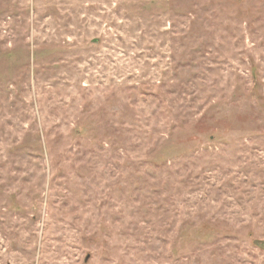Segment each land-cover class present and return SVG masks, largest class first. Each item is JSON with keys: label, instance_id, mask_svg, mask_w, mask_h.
Segmentation results:
<instances>
[{"label": "rangeland", "instance_id": "1", "mask_svg": "<svg viewBox=\"0 0 264 264\" xmlns=\"http://www.w3.org/2000/svg\"><path fill=\"white\" fill-rule=\"evenodd\" d=\"M0 264H264V0H0Z\"/></svg>", "mask_w": 264, "mask_h": 264}]
</instances>
